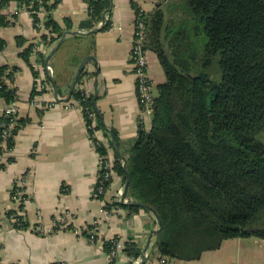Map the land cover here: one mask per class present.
Wrapping results in <instances>:
<instances>
[{
    "label": "trees",
    "instance_id": "obj_1",
    "mask_svg": "<svg viewBox=\"0 0 264 264\" xmlns=\"http://www.w3.org/2000/svg\"><path fill=\"white\" fill-rule=\"evenodd\" d=\"M60 1L2 0L0 25H13L3 13V8L12 2L27 6L35 27L41 21L39 13L47 12L43 22L51 36L43 34L41 38L51 46L73 29L69 18L61 24L53 16ZM157 1L143 15L145 46L156 54L165 80L157 86L158 94L153 99L150 129L141 124L129 150L131 184L127 197L150 207L161 218L163 227L154 241L159 258L191 262L201 259L205 252L218 250L227 240H264V143L257 139L264 131V0ZM87 3L89 18L81 28L91 31L104 23L101 30L109 29L112 15L106 20L104 14L112 6L110 1ZM133 7L137 14L135 3ZM17 42L24 47L25 39L17 37ZM5 45L0 39V50ZM35 46L29 44L21 57L30 63L38 79L40 73L30 62ZM38 54L44 59L42 52ZM9 69L8 65L0 67V97L8 106L19 102L17 89H11L6 82L13 83V71L17 69ZM83 76L72 100L85 111H95L99 119L94 97L86 98L81 87ZM50 82L46 76V85ZM36 84L31 100L38 94ZM38 112L42 114L44 110ZM29 123V117L3 112L0 143L5 146L0 145V171L13 161L5 158L14 150L16 136ZM99 127L110 137L100 119ZM89 133L95 142L94 131L89 128ZM113 135L119 142L115 131ZM96 148L100 155L109 152L104 145ZM115 171L125 184L126 173L117 158ZM18 192H23L19 207L10 210L7 217L14 229L27 230L31 227L25 214L28 196L25 187L15 182L12 195ZM115 205L130 216L150 212L118 204L114 195L107 206ZM114 239L122 237L105 242L108 254ZM122 240V254L130 261L139 259L142 250L134 238Z\"/></svg>",
    "mask_w": 264,
    "mask_h": 264
},
{
    "label": "crops",
    "instance_id": "obj_2",
    "mask_svg": "<svg viewBox=\"0 0 264 264\" xmlns=\"http://www.w3.org/2000/svg\"><path fill=\"white\" fill-rule=\"evenodd\" d=\"M111 1L110 20L115 29L111 27L102 31L99 27L102 23H99L97 29L90 31L81 28L89 18L87 0H61L53 16L61 24L69 18L73 29L66 32L65 41L47 65L46 59L60 39L51 46L47 45L41 36L48 34L39 32L32 14L21 11L18 3L12 2L3 8L7 20L13 25H0V39L6 42L0 50V67L8 65L10 69H17L13 71V84L19 95L18 114L22 118H31V123L16 136V146L5 158L13 161L7 162L5 169L0 171V264H128L130 259L124 254L111 262L105 242L116 236L122 239L133 237L143 251L152 232L159 227L152 212L141 211L130 216L122 209L107 216L104 203L94 198L101 173L100 154L91 139L83 112L72 96L69 98L81 63L85 58L93 57L97 63L91 61L86 67L91 74L90 93L94 97L97 79L99 119L118 134V147L126 159L137 140L139 126L145 123L146 129H150L151 116L142 114L137 79L131 66L136 22L134 1ZM17 37L25 39L24 47L18 45ZM32 43L36 44L30 58L32 67L50 81L53 77L58 88L56 97L52 81L48 84L42 99L52 106L42 114L31 105L37 79L30 63L21 57L23 50ZM38 52L43 53L44 59ZM148 59L149 77L157 84L163 83L165 74L156 54L149 50ZM47 66L52 68V75L47 72ZM7 106L0 97V117ZM102 135L109 154L116 160L111 134L107 137L103 131ZM15 182L25 187L24 193L28 196L24 202L25 214L31 227L27 230L14 229L7 217L10 210L19 207L20 201L12 195ZM105 197L106 203L112 201L114 191H109ZM63 212L73 216L72 227L55 229L54 223ZM90 226L97 228L99 238L93 240L84 233ZM40 227L46 232L40 233ZM154 241L155 237L146 252L145 264H163ZM170 262L264 264V240H227L221 248L205 252L197 261Z\"/></svg>",
    "mask_w": 264,
    "mask_h": 264
},
{
    "label": "built area",
    "instance_id": "obj_3",
    "mask_svg": "<svg viewBox=\"0 0 264 264\" xmlns=\"http://www.w3.org/2000/svg\"><path fill=\"white\" fill-rule=\"evenodd\" d=\"M134 3L137 5V14H136V22L134 25V39H133V51L131 56V65L135 70L136 79H137V87H138V95L140 100V105L142 108L143 116H152L153 113V99H154V87L156 86L154 82L149 77V59H148V50L145 46L146 41V25L144 21L143 15L147 13V11L141 6L139 0H135ZM21 8V11H27V6L18 3ZM31 7V6H30ZM28 12V11H27ZM48 15L47 12L39 13L41 21L37 23V29L39 32H45L46 34L51 36L49 29L45 28L44 26V18ZM113 28V26H112ZM40 48L38 45L37 50ZM47 72L52 75L53 70L50 66H47ZM87 72V71H86ZM85 72V73H86ZM82 79V89L86 98L91 97L89 81L91 80L90 71L84 74ZM36 91L38 92L37 95L31 100V105L40 110H46L52 105L46 104L42 99L44 92L47 90L48 86L45 83V77L40 76L36 80ZM8 85L11 89L14 88V84L9 82ZM18 102H12L6 109L7 113L16 115L19 112ZM79 104V103H78ZM81 111L84 113L85 108L82 105H78ZM88 113V120L91 122L89 124V128L94 131V136L96 137V141L94 142L95 147L104 145L108 148L106 140L103 138V131L99 127V119L95 111L86 108ZM85 111V112H86ZM88 125V123H87ZM5 135V132H4ZM0 145H4L0 143ZM101 160V173L99 176V183L97 185L96 191L93 194L96 200H101L104 203L105 213L107 216H110L114 213L120 212L123 208L120 205H115L113 207L107 206L108 203L100 196L104 197L106 194L113 190L116 201L118 204H124L131 202L128 197L123 200L125 184H122L121 178L118 176L117 172L115 171V159L111 156L108 152L107 155H100ZM3 161V157H0V162ZM21 182V181H20ZM24 184V182H21ZM23 196V192H18L16 194V200L21 201ZM73 216L69 212H63L62 215L58 218V220L54 223L55 229L59 228H69L72 225ZM40 233H44L45 228L40 227L38 228ZM87 233L91 238L96 239L99 234L96 227L94 228H87ZM124 249V241L122 239H114L112 241L111 251L109 253L110 261L113 262L117 259L120 255H122V251ZM170 260L163 259L162 263L167 264ZM131 264H139V259L130 261ZM18 264V263H16Z\"/></svg>",
    "mask_w": 264,
    "mask_h": 264
},
{
    "label": "water",
    "instance_id": "obj_4",
    "mask_svg": "<svg viewBox=\"0 0 264 264\" xmlns=\"http://www.w3.org/2000/svg\"><path fill=\"white\" fill-rule=\"evenodd\" d=\"M110 3H112L111 0H109ZM112 10V7L109 8L105 14H104V18L106 19L107 18V14L110 13ZM68 33H65L59 40V42L57 43L56 47L51 51L50 55L47 57L46 59V65L48 64L50 58L53 56V54L61 47V45L63 44V42L65 41V38L67 36ZM91 61H94L95 63H97V60L93 57H87L84 59V61L81 63L79 69H78V72H77V75H76V78L74 80V83L72 84L71 86V90H70V93H69V98L72 96L73 92L75 91L77 85H78V82L80 80V77L82 75V73L84 72V70L86 69V67L89 65V63ZM99 70V69H98ZM98 74V73H97ZM51 81L53 83V86H54V90H55V95L56 97L58 96V88L56 86V82L54 80L53 77H51ZM97 79H96V82H95V94H94V103H96L97 101V97H98V84H97ZM102 123L104 124L103 120H102ZM105 125V124H104ZM105 129L111 134L112 136V144H113V147H114V150H115V153H116V156H117V159L122 162L123 164V169L126 173V183H125V189H124V195H123V200L127 197V194H128V190H129V187H130V184H131V175L129 173V170L127 168V159L125 158L124 155H122V153L120 152L119 150V147H118V143H117V140L115 138V136L113 135V132L105 125ZM126 205H130V206H136V207H143V208H146L148 209L150 212H152L157 220V223H158V229L154 230L150 236V238L148 239V242H147V245L146 247L143 249L142 251V256H141V262L140 264H145L146 263V260H147V257H146V252L148 250V248L150 247L151 245V242H152V239L154 237H156L159 232L161 231L163 225H162V221H161V218L159 217V215L153 211L150 207L146 206L145 204L143 203H140V202H129V203H126Z\"/></svg>",
    "mask_w": 264,
    "mask_h": 264
},
{
    "label": "rangeland",
    "instance_id": "obj_5",
    "mask_svg": "<svg viewBox=\"0 0 264 264\" xmlns=\"http://www.w3.org/2000/svg\"><path fill=\"white\" fill-rule=\"evenodd\" d=\"M133 1H135V0H133ZM150 2H148V1H146V2H144V0H139V3L141 4V6L146 10V11H148L149 10V8H151L149 11H151L154 7H155V5H156V3L158 2L157 0H149ZM148 3V4H147ZM109 14V13H108ZM108 14H107V18H106V20H108L109 19V17H108ZM106 23V22H105ZM104 26V24L102 23V24H100V26L99 27H103ZM113 25H112V22H111V25H110V28L112 27ZM113 30L115 29V27L113 26V28H112ZM132 66V65H131ZM88 70V68H86L85 69V72ZM132 71H133V73L135 74V70L133 69V67H132ZM83 74V73H82ZM135 76H136V74H135ZM153 82H154V84L156 85L155 87H154V96H156L157 94H158V91H157V86L159 85V84H157V82L156 81H154L153 79H151ZM92 96V95H91ZM257 139L259 140V141H261V142H263L264 143V131H262V132H260L258 135H257ZM252 238H254V237H252ZM140 263V262H139ZM167 264H171V262H168Z\"/></svg>",
    "mask_w": 264,
    "mask_h": 264
}]
</instances>
